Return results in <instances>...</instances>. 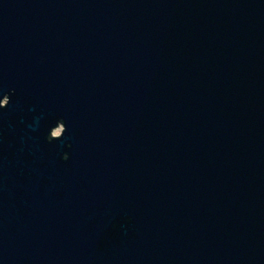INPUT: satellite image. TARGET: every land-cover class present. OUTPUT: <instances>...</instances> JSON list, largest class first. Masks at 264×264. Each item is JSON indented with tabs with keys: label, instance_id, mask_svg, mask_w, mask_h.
Instances as JSON below:
<instances>
[{
	"label": "water",
	"instance_id": "1",
	"mask_svg": "<svg viewBox=\"0 0 264 264\" xmlns=\"http://www.w3.org/2000/svg\"><path fill=\"white\" fill-rule=\"evenodd\" d=\"M0 264H264V0H0Z\"/></svg>",
	"mask_w": 264,
	"mask_h": 264
},
{
	"label": "rangeland",
	"instance_id": "2",
	"mask_svg": "<svg viewBox=\"0 0 264 264\" xmlns=\"http://www.w3.org/2000/svg\"><path fill=\"white\" fill-rule=\"evenodd\" d=\"M60 131H61V127L58 126L56 129H54L51 133L53 134H60Z\"/></svg>",
	"mask_w": 264,
	"mask_h": 264
}]
</instances>
